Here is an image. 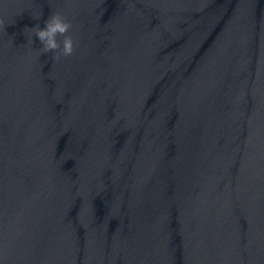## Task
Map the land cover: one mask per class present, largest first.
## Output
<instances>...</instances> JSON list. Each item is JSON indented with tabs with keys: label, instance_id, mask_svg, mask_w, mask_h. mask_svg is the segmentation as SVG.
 <instances>
[{
	"label": "water",
	"instance_id": "1",
	"mask_svg": "<svg viewBox=\"0 0 264 264\" xmlns=\"http://www.w3.org/2000/svg\"><path fill=\"white\" fill-rule=\"evenodd\" d=\"M51 13L59 60L31 29ZM0 21V264H264V0H0Z\"/></svg>",
	"mask_w": 264,
	"mask_h": 264
},
{
	"label": "clouds",
	"instance_id": "2",
	"mask_svg": "<svg viewBox=\"0 0 264 264\" xmlns=\"http://www.w3.org/2000/svg\"><path fill=\"white\" fill-rule=\"evenodd\" d=\"M31 29L42 45L40 49L42 53L53 52L52 58L54 60H59L62 56L67 57L72 55L74 41L71 35L68 34L71 29V23L61 14L51 13L44 21L43 27L37 24ZM58 37H63V39L59 40ZM30 43L32 44L33 41L31 40Z\"/></svg>",
	"mask_w": 264,
	"mask_h": 264
}]
</instances>
